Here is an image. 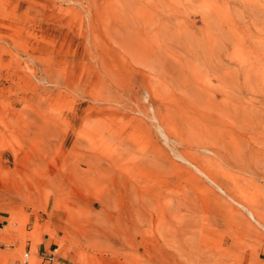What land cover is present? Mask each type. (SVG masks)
Instances as JSON below:
<instances>
[{"label":"rangeland","instance_id":"1","mask_svg":"<svg viewBox=\"0 0 264 264\" xmlns=\"http://www.w3.org/2000/svg\"><path fill=\"white\" fill-rule=\"evenodd\" d=\"M0 243L264 264V0H0Z\"/></svg>","mask_w":264,"mask_h":264},{"label":"built area","instance_id":"2","mask_svg":"<svg viewBox=\"0 0 264 264\" xmlns=\"http://www.w3.org/2000/svg\"><path fill=\"white\" fill-rule=\"evenodd\" d=\"M54 250L55 249L52 250L48 248L41 253L37 251L36 253L33 254L30 251V247L25 248L17 264H49L50 261L53 260L54 258ZM34 257H37L40 260L36 261Z\"/></svg>","mask_w":264,"mask_h":264},{"label":"bare ground","instance_id":"3","mask_svg":"<svg viewBox=\"0 0 264 264\" xmlns=\"http://www.w3.org/2000/svg\"><path fill=\"white\" fill-rule=\"evenodd\" d=\"M250 212H251V214L253 215V217L255 218V216H254V214L252 213V211L250 210ZM256 219V218H255ZM260 221V220H259ZM259 221H257V223L259 222ZM261 223V222H260ZM263 226V225H262Z\"/></svg>","mask_w":264,"mask_h":264}]
</instances>
